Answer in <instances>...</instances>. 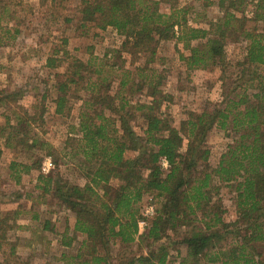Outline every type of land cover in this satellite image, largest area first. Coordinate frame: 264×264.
<instances>
[{"label":"trees","instance_id":"obj_1","mask_svg":"<svg viewBox=\"0 0 264 264\" xmlns=\"http://www.w3.org/2000/svg\"><path fill=\"white\" fill-rule=\"evenodd\" d=\"M201 1L217 11L205 27L193 24V6L179 0H78L70 10L83 35L91 27L123 37L115 51L119 60L123 54L148 58L136 68V80L129 78L131 71L109 66L107 55L98 64L95 58L81 62L67 57L66 39L59 45L62 50L54 49L46 58L50 70L61 63V51L63 60H71L65 72L56 74L51 113L67 117L69 99L80 101L78 124L63 149L65 163L80 183L60 176L52 149L42 139L50 112L46 95L30 112L17 105L20 92L0 91V108L7 109L0 126V162L5 150L15 154L7 170L18 184L20 173L38 171L45 156L52 160L54 170L39 174L41 186L36 188L61 213L71 214L74 224L58 233L33 208L29 221L57 236L66 249L81 237L74 253H60L66 264H172V251L177 264H264V0ZM7 12L0 13V45L19 34L18 26H8ZM168 41L175 42L187 71L218 69L223 88L230 67L226 48L241 44L244 49L221 101L188 114L177 128L166 113L171 97L160 89L161 72L147 66L158 45ZM105 66L116 68L113 73L122 71L115 93V80L101 75ZM79 90L82 94L76 96ZM136 95L146 100H134ZM213 129L232 137L215 168L208 164L205 146ZM20 153L24 162L17 158ZM161 159L167 170L159 167ZM222 188L233 194L232 220L224 217ZM145 195L153 196L156 215L138 234ZM25 213L20 205L0 209V264L28 263L17 256L8 237L21 228L18 220Z\"/></svg>","mask_w":264,"mask_h":264},{"label":"rangeland","instance_id":"obj_2","mask_svg":"<svg viewBox=\"0 0 264 264\" xmlns=\"http://www.w3.org/2000/svg\"><path fill=\"white\" fill-rule=\"evenodd\" d=\"M179 1L182 4L193 6L195 13L191 15V18L195 20L193 24L199 25V27H205L207 21L217 15L215 5L205 7V3L201 0ZM212 1L216 2L217 0ZM77 2L78 0H0V13L2 9H8L5 18L8 26H18L19 30V34L14 40L0 45V91L20 92L21 96L18 98L17 105L30 112H34L33 107L39 104L43 95H46L44 103L50 108V112L46 114L45 132L42 139L52 149L51 152L57 160L60 176L70 182L80 183L70 166L65 163L66 158L63 157L65 142L68 137L73 135L78 124L77 113L80 101L75 97L69 99L68 106H71L72 109L67 113V117L54 116L51 113L52 100L56 96L54 89V83L58 79L56 74L65 72L71 60H63L62 51H59L57 56L61 59V63L55 69L50 70L45 68L46 58L51 55L54 49L62 50L59 45L63 39H66L67 44L63 50L67 52V57L81 62L95 58V64H98L107 55L108 57H105V60L108 61L107 64L109 66L115 64L116 68L121 67L122 71H131V76H129L131 80L137 79L136 68L145 66L148 58L145 55L131 57L126 54L122 55L121 60L116 58L115 51L120 49L123 37L117 35L112 29L99 31L90 27L83 35V31L79 29L77 16L70 11L77 5ZM64 18H70V22L65 24ZM174 47V41L160 43L153 61L149 62L147 66L161 72L163 80L160 89L171 97V102L166 105L168 107L166 113L172 125L177 128L188 114L196 113L210 104L215 105L221 101L222 93L227 88H231V80L235 79L237 58L242 56L244 49L241 44L230 45L226 48V59L230 63V67L225 73L228 79L227 85L223 88L219 79L221 73L218 69L189 72L178 60ZM178 48L181 51L180 45ZM183 53L185 54V52ZM95 68L94 65L93 69ZM114 69L105 66L101 73L103 77L109 76L115 80L112 84V93L117 91L116 84L122 73V71L118 72L120 70L113 73ZM247 93L253 94V90L249 89ZM77 94L82 93L79 90L76 96ZM138 96L136 95L134 100L140 98ZM144 100L146 98L142 96L140 101ZM6 110L3 107L0 108V126L4 121L3 111L6 112ZM131 124L139 132L137 127L139 122L134 120ZM231 140L232 137L229 133L220 130L213 129L208 133L205 146L210 153L208 164L211 168L216 167L220 155ZM46 157L48 156L43 157L42 161ZM13 158H15V154L10 150H5L0 162V209L14 210L20 205L27 213L18 220V225L21 228L8 234L9 240L16 244L17 256L25 263L27 261V264H66L64 260L59 259L63 250H60L57 246L58 242H55L57 237L50 232H42L39 223L29 221L32 214L30 208L37 210L41 219H49L58 233H61L66 225L72 226L71 214L61 213L55 205V201H52L49 195L42 196L41 190L36 188L37 185L41 186L36 182V177L41 174L42 161L38 171H31L29 174L20 173L19 183L16 184L9 178L7 170L9 161ZM17 158L24 162L25 154L20 153ZM220 199L227 212L224 216L225 219L232 220L233 194L222 188ZM66 218L67 221H65ZM77 247L78 243L75 242L71 249L64 251L74 253ZM169 261H172V264H177L173 251L170 252Z\"/></svg>","mask_w":264,"mask_h":264},{"label":"built area","instance_id":"obj_3","mask_svg":"<svg viewBox=\"0 0 264 264\" xmlns=\"http://www.w3.org/2000/svg\"><path fill=\"white\" fill-rule=\"evenodd\" d=\"M159 167L163 170L168 169L167 162L164 159H161L159 162ZM54 165L49 157L43 159L40 167V172L42 175H48L51 171H53ZM141 207L139 210V219L137 222L138 234L143 233L148 227L149 222L156 215V206L155 201L152 196L147 195L142 198Z\"/></svg>","mask_w":264,"mask_h":264},{"label":"crops","instance_id":"obj_4","mask_svg":"<svg viewBox=\"0 0 264 264\" xmlns=\"http://www.w3.org/2000/svg\"><path fill=\"white\" fill-rule=\"evenodd\" d=\"M71 218H70V221H71V223H72V225L74 224V219H73V217L72 216H70ZM72 227V226H71ZM57 237V236H56ZM80 240H81V237H77V240H76V242L78 243V245H79V242H80ZM55 242H57V241H55ZM49 245H50V243H49ZM73 245H75V243H73L72 244V246H71V248L73 247ZM57 246L60 248V250L62 249L63 251H61V252H65L64 250H69V249H66V248H63V247H61L58 243H57ZM70 248V249H71ZM78 248V247H77Z\"/></svg>","mask_w":264,"mask_h":264}]
</instances>
